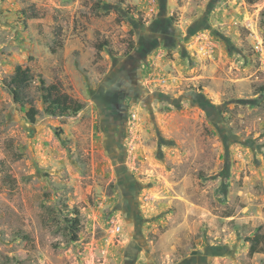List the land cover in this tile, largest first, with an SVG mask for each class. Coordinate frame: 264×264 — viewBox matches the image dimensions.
Here are the masks:
<instances>
[{
	"label": "rangeland",
	"instance_id": "rangeland-1",
	"mask_svg": "<svg viewBox=\"0 0 264 264\" xmlns=\"http://www.w3.org/2000/svg\"><path fill=\"white\" fill-rule=\"evenodd\" d=\"M39 75L82 110L46 115ZM255 233L264 0H0V264H264Z\"/></svg>",
	"mask_w": 264,
	"mask_h": 264
},
{
	"label": "trees",
	"instance_id": "trees-1",
	"mask_svg": "<svg viewBox=\"0 0 264 264\" xmlns=\"http://www.w3.org/2000/svg\"><path fill=\"white\" fill-rule=\"evenodd\" d=\"M99 46H107L104 41L98 44ZM35 80V75L27 67L21 70H15L8 78L2 81L3 86L12 97L13 101L20 106L24 111L25 118L33 123L38 115V109L33 106L32 101L28 98V90ZM37 91L39 92V99L42 103L43 112L49 116L66 117L76 115L84 104L74 99L63 88L59 81L47 83L44 78L38 76ZM25 104L29 105L25 109ZM67 234L69 240L77 239V232L80 227V219L78 214L66 219ZM249 241L248 255L252 256L256 253H264V234L255 233L251 237H246Z\"/></svg>",
	"mask_w": 264,
	"mask_h": 264
}]
</instances>
